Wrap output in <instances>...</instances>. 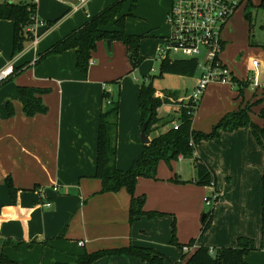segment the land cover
Instances as JSON below:
<instances>
[{"label": "crops", "instance_id": "0c3cea01", "mask_svg": "<svg viewBox=\"0 0 264 264\" xmlns=\"http://www.w3.org/2000/svg\"><path fill=\"white\" fill-rule=\"evenodd\" d=\"M39 1L37 18L41 16L46 23L36 28L37 44L29 43L15 57L14 23L0 20V71L10 65L15 67V74L0 85V261L4 258L10 264H79V258L86 253L135 245L152 248L166 258L173 254L177 258L175 264H181L182 251L170 243L176 220L179 243L194 240L196 247L216 250L236 247L239 238H248L254 241L255 250L246 256L247 264H264V138L259 131L264 128V99L255 93L246 98L245 93L241 96L231 86L232 92H218L216 86H209L193 118V130L209 134L227 115L247 106L251 107V123L234 131L221 130L217 138L202 141L198 146V158L215 175L213 187L198 186L197 172H192L189 179L176 162L171 167L162 162L157 180L139 179L136 195L146 196L145 210L165 215L154 219L143 216L131 225L129 193L123 189L102 194V182L96 178L105 94L121 106L118 169L128 171L144 148L138 101L130 110L122 93L120 100H114V88L109 86L118 78L125 79L120 75L129 68L130 61L121 58L122 68L115 69L119 54L116 49L112 56L106 51L111 54L112 44L116 47V43L110 48L107 42H100L88 74L77 70L75 50L38 63L52 46L102 12L113 0H90L85 9L77 11L71 10L75 0ZM245 1L256 5L262 0ZM223 42L225 50L226 42ZM260 65L256 68L252 64L250 72L255 70L263 82L264 69L260 72ZM20 88L48 90L41 97L48 112L28 117ZM121 90L124 91L123 86ZM178 93V100L192 95ZM160 95L164 96L165 92L157 91V96ZM240 100L243 103L237 106ZM168 107L167 104L160 109L162 117L171 115ZM9 178L18 192L16 203L6 184ZM174 179L186 183L171 181ZM56 186L58 191L54 189ZM214 191L219 197L209 209L205 199ZM47 203L51 206H46ZM210 212L204 230L203 216ZM94 264L144 263L133 257L112 256Z\"/></svg>", "mask_w": 264, "mask_h": 264}, {"label": "trees", "instance_id": "16d2710c", "mask_svg": "<svg viewBox=\"0 0 264 264\" xmlns=\"http://www.w3.org/2000/svg\"><path fill=\"white\" fill-rule=\"evenodd\" d=\"M126 0H119L110 7L105 8L98 15L91 18L82 27L74 30L67 37L63 38L43 54L38 63L43 62L51 56L62 55L68 51L75 50L77 56L76 67L82 74H88L93 53L97 50L98 43L114 41L121 42L127 48L128 58L135 71L140 67L144 58L141 56V44L143 36L126 34L124 31V21L126 16H118L122 13L123 4ZM264 9V0L259 6L251 1L246 4V19L251 23L252 9ZM37 14V6L29 3H2L0 4V20H8L14 23L13 35V57L22 53L27 47V43H32L34 35L29 32L28 27L34 23L33 17ZM52 24V23H51ZM110 24L119 27V30L110 31L107 27ZM197 59H171L166 58L160 61V77L163 75H176L192 78L197 74ZM157 76H151L149 83H143L139 91L140 126L142 133L146 134L150 143L144 141V148L140 157L135 160L131 168L123 172L117 167V143L119 127V102H114L108 93L104 96L106 108L101 114L99 125L98 146H97V171L96 178L102 182V194L118 193L125 189L131 196L129 223L134 225L140 217L146 216L149 219L164 216L161 212H149L145 210L146 196H137L136 187L139 179L157 180L159 166L162 162L169 167L172 163L183 159H191L194 162L197 172L196 184L198 186H211L216 184V178L211 168L201 159L194 157V151L202 141L211 140L219 136L221 130L234 131L251 123V107L247 106L237 112L231 113L223 118L209 134L197 132L192 129V122L199 105L194 108L191 102H180L178 121L172 117L163 118L159 110L169 103L172 98L178 100V92H165L164 98L157 96V90L153 81ZM235 89L242 96L248 89V82L237 77L233 79ZM2 85V84H0ZM48 90L38 88H20L19 95L23 104V109L28 117L37 114H45L48 108L42 101V95ZM12 114V113H11ZM264 115V112L263 114ZM177 122L179 128L174 129L173 123ZM168 127L166 131H163ZM264 138V128L260 129ZM194 142L196 148L191 143ZM176 183H186L178 179L171 180ZM9 194L16 203L17 190L12 179L6 181ZM211 212L204 220V230L207 229V222ZM12 243V242H9ZM171 245L178 247L183 255L181 264H247L245 258L250 252L255 250L254 241L248 238H239L236 247H226L211 249L205 246L196 247L195 241L191 240L187 244H181L177 238L176 220L172 227ZM6 244V243H5ZM8 244V243H7ZM31 243L29 246L33 245ZM21 247V244H14ZM193 248L184 252V248ZM213 252L211 253V251ZM112 256H128L141 260L144 264H166L167 258L156 252L152 248L130 245L128 247L100 250L82 255L79 264H94L98 260ZM0 264H10L9 260L1 259Z\"/></svg>", "mask_w": 264, "mask_h": 264}, {"label": "rangeland", "instance_id": "374dc122", "mask_svg": "<svg viewBox=\"0 0 264 264\" xmlns=\"http://www.w3.org/2000/svg\"><path fill=\"white\" fill-rule=\"evenodd\" d=\"M117 1L119 0H113L106 6V8L110 7ZM4 2L24 3L25 0H0V3ZM172 2V0H126L123 4L122 13L118 16V18L120 16H126L124 21V31L126 34L144 37L141 48V52H143L141 55L145 58L143 64L131 73L129 72L132 71V67H130L129 64V68L126 72L123 75H120V77H125V79L118 78L117 81L113 83L111 82L112 85L109 83V86L114 88L112 94L114 100H120L121 96L119 95L122 93L124 103L130 108V110L134 102H136L137 105L140 87L143 83H149V78L151 76H157L153 81V85L157 91L173 92L176 90L187 96L194 92L198 74L192 78L176 75H163V77L159 76L160 60H157L159 55L158 50L160 47H165L167 39L171 36V26L168 21V15ZM247 2L248 1L242 3L238 10L229 19L224 30L225 32L222 36L223 40L226 42V48L221 54V58L228 66L229 70L233 72L234 76L240 80L247 79L249 75H253V73H250V70L254 60L260 62V72H263L264 69V9H252V18L250 23L245 16ZM253 2H258V0H253ZM38 3H40V1ZM89 12L90 16H92L90 9ZM40 17H38V20L46 23V21ZM107 29L110 31H116L119 30V27L114 26V24H110ZM114 42L116 43V47H113L112 44V53L109 54L108 51L106 52L107 55L112 56L114 50L116 49L120 60L118 62V66H115V69L117 68L119 70V68H122L123 65L121 58L125 57L127 61L129 60L124 44L119 43L118 41ZM107 47H109L108 42ZM151 53H155L154 58H152L153 56ZM172 58L176 59L180 58V56L172 55ZM263 78L264 77H262L261 80H263ZM127 79L128 81H126ZM119 83L122 85L120 86ZM122 86L124 87V91L120 92ZM212 86H216L218 92H232L229 85L212 83L210 88ZM252 93L253 92L248 88L245 90L244 96L246 98H251V96H253ZM258 95L260 98L264 99V94L262 92ZM241 99H243V97ZM242 103V100H240L237 102V106H240ZM262 103L264 104V101ZM168 105V109L170 108L172 113L171 115L163 118L173 117L175 121H178L176 119H178L180 111V101L171 98ZM175 162L180 164L182 169L187 173V176L185 177H190L189 179H191V174H193L192 172L196 173V169L193 167L194 165L191 159H185L183 162ZM172 256L173 254L171 256H167L169 261L167 260L166 263H176L177 260L175 259L177 258L175 256L173 258Z\"/></svg>", "mask_w": 264, "mask_h": 264}, {"label": "built area", "instance_id": "2783aa9c", "mask_svg": "<svg viewBox=\"0 0 264 264\" xmlns=\"http://www.w3.org/2000/svg\"><path fill=\"white\" fill-rule=\"evenodd\" d=\"M90 0H75L71 5L72 11L83 10ZM39 0H31L32 4L38 5ZM245 0H173L168 15V21L171 26V36L167 39L165 47L158 50V60L180 56L182 59H197V83L194 92L186 99L180 102H191L196 108L212 83H219L235 87L234 74L228 68L221 58L224 51L223 31L229 19L244 3ZM34 23L28 27L35 39L33 44H37L38 36L35 34L38 26H44V22L38 20L37 14L33 17ZM177 59V58H176ZM260 62L253 61V66L258 67ZM253 75H249L244 81H247L248 88L255 94H264V81L260 82L255 70ZM15 74V67L8 66L0 71V84L7 82ZM164 98V96H159ZM174 129L179 128L177 122L173 123ZM191 145L196 148L194 142ZM194 157L198 158L197 149L194 151ZM180 159H183L180 157ZM212 187L214 184L211 185ZM58 191L57 186L54 188ZM219 195L216 191L205 199L206 206L212 208ZM50 207L51 204L47 203ZM81 246L83 242L79 243ZM193 248L185 247L184 252ZM213 250L211 251V253Z\"/></svg>", "mask_w": 264, "mask_h": 264}, {"label": "water", "instance_id": "95a60500", "mask_svg": "<svg viewBox=\"0 0 264 264\" xmlns=\"http://www.w3.org/2000/svg\"><path fill=\"white\" fill-rule=\"evenodd\" d=\"M108 46L111 48V42H108ZM141 138L143 139V141H144L146 144H149V143H150V140H149V138L146 136V134L142 133ZM205 218H206V215L203 216V221L205 220Z\"/></svg>", "mask_w": 264, "mask_h": 264}]
</instances>
